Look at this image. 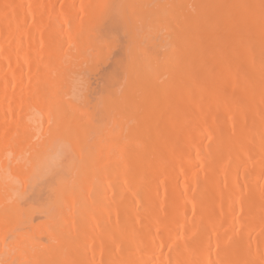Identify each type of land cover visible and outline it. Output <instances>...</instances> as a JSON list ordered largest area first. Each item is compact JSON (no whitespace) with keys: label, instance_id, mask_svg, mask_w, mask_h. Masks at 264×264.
<instances>
[{"label":"bare ground","instance_id":"1","mask_svg":"<svg viewBox=\"0 0 264 264\" xmlns=\"http://www.w3.org/2000/svg\"><path fill=\"white\" fill-rule=\"evenodd\" d=\"M0 264H264V0H0Z\"/></svg>","mask_w":264,"mask_h":264}]
</instances>
